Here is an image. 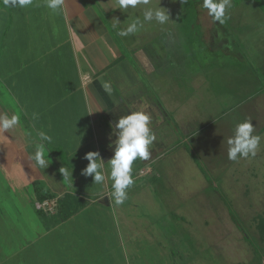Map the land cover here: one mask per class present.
Here are the masks:
<instances>
[{
    "label": "rangeland",
    "instance_id": "374dc122",
    "mask_svg": "<svg viewBox=\"0 0 264 264\" xmlns=\"http://www.w3.org/2000/svg\"><path fill=\"white\" fill-rule=\"evenodd\" d=\"M80 3L92 18L96 15L97 34L101 26L108 34L90 40L94 55L103 53L111 62L107 49L112 45L136 69L138 48L152 54L155 74L138 73L147 94L140 98L137 90L136 103L132 91L121 99L154 119L161 113L164 122L152 129L156 140L150 149L163 154L147 170L140 169L141 160L134 162L135 183L119 206L111 202L110 181L95 185L81 175L85 154L98 150L81 92H73L68 81L72 64H64L62 76L52 68L43 75L47 81L36 74L28 80L23 67L25 57L33 59L52 46L64 52L65 62L74 27L64 11L53 15L43 0H34L41 6L26 11L32 17L30 31L25 33L21 20L9 40L0 39V114L21 117L20 126L5 134L9 140L0 138V264H264L256 228L264 219V12L253 1L232 0L220 25L200 8L202 0H151L150 6L166 9L171 21L146 23L136 34L121 37L119 29L143 20L142 8L122 10L115 0ZM3 10L24 14V9ZM115 19L120 25L114 26ZM36 23L40 27L34 28ZM48 52L42 60L54 59ZM153 102L163 110L152 108ZM69 103L78 105L76 115ZM249 119L253 134L262 137L257 155L230 161L227 141L235 125ZM41 130L53 141L46 145L49 167L36 168L38 186L59 195L49 182L58 189L63 184L74 208L84 206L67 221H60L63 213L40 219L30 194L33 185L24 186L32 175L25 169L35 166L29 135ZM18 139L26 149L15 146ZM99 153L104 161L111 158ZM61 168L72 178L64 179ZM53 207L50 214L58 211Z\"/></svg>",
    "mask_w": 264,
    "mask_h": 264
},
{
    "label": "crops",
    "instance_id": "0c3cea01",
    "mask_svg": "<svg viewBox=\"0 0 264 264\" xmlns=\"http://www.w3.org/2000/svg\"><path fill=\"white\" fill-rule=\"evenodd\" d=\"M80 2L81 0H65L63 8L65 18L68 19L67 21H71L70 24L74 27V33L73 30L69 31V36L71 38L69 58L65 62L64 60L62 61L61 58H63L64 52L62 50L56 49L55 46H52L49 52L47 51L48 53L52 54V57L54 58L52 61L42 60L44 58L43 55L47 52L37 51L36 53H34L33 59H31V57H25L26 61L24 62L23 65L25 66L23 67L26 72L24 74L27 75L26 77L28 78V80H30L34 74L44 77L43 75H48L49 73H51L50 70H53L52 68H55L56 73L59 76H62V72L64 73V64H72V67L67 70L72 71L74 76L72 78L70 77L68 81H71V83L74 84V88H72L73 92H81V96L85 103L86 109L88 110V118L86 123L91 122V125L94 124L96 127H94V129L92 130L93 132L90 135L93 138V142H95L96 149L98 150V152L100 149V151H102V154L104 153V155L108 156L109 158L110 156H112L110 144L112 143V140L115 139V137H112L111 140L109 139L111 133V125L114 124L121 116L128 114L130 109H139L137 108V104L133 105L127 99H121V97H124L127 92L132 91L131 94L134 97L130 95V99L134 101L135 97H138L135 93L137 90H139L140 92L139 97H144L145 87L141 82L138 73H145L146 70L149 71L150 69V72L146 73L151 75L153 73L155 74V64L154 60L152 59L153 56L148 49L144 51L143 49L141 50L140 48H138V50L135 51L134 57L136 69L129 62L124 60V57L116 49L112 48V45H108L109 47L107 49L111 57V62H109L108 59L106 60L103 53L94 55L91 50L89 51L90 40L92 41L95 39L107 37L108 34L102 26L100 27V35L97 34L95 28L96 15L94 14L92 18L90 15V11H86V8L81 6L82 4ZM26 11L27 9H24V14L18 16L13 14V12L10 13L6 10H3L2 6H0V39L9 40V38L12 37L11 35L17 32V26L19 25L21 20H23L25 33H28L30 31V28L28 26L31 25V22H29V20L31 21L32 17L30 15H26ZM85 17H87V20H84ZM79 19L85 21L84 23H82V27H79L77 25ZM74 20L76 22H73ZM35 27H40L39 23H36L34 28ZM24 41L28 42V39L24 38ZM144 59H146L148 65L145 64ZM127 67L133 74H131V77L128 75L129 72L125 70V68ZM263 69L264 68L260 69V71L264 76ZM84 78H88V80L85 81ZM43 79L47 81V78L44 77ZM28 80L25 79L24 82H27ZM105 82L111 85V93H108L103 89L102 85ZM122 89L124 90V93L122 92ZM61 97L62 93H60L59 98ZM137 101L140 102L142 100L137 99ZM15 106H17V104H15ZM151 106L155 110H158V108L159 110L162 109L161 106L158 107L155 103H152ZM69 107H74V109H72L74 111H71L70 113L76 115V107H78V105H71V103H69ZM151 116L153 120L151 124L152 129L156 128L161 122H164L161 113H156L155 119L153 115ZM15 146L17 148L19 147L18 149H26L25 142L21 144V139L17 140ZM31 146L32 145L30 144L29 147L31 148ZM161 151L163 150L158 149L157 152H155L150 149L151 156L148 160L141 161L140 169L147 170L154 163H156V161L163 154V152ZM36 168V166H30L28 167V169H25L29 174L32 173V175L29 176V180H24V186L26 187V190L31 189V185H33V183L39 177V175H37ZM14 180L17 181L16 178ZM51 184L52 183L49 182V186L53 189V191L59 193V195L56 194L57 196L62 197V195L64 196L65 194H68L67 188H65L63 184L59 185V189L55 188ZM30 194L35 198L33 186Z\"/></svg>",
    "mask_w": 264,
    "mask_h": 264
},
{
    "label": "clouds",
    "instance_id": "9594fccd",
    "mask_svg": "<svg viewBox=\"0 0 264 264\" xmlns=\"http://www.w3.org/2000/svg\"><path fill=\"white\" fill-rule=\"evenodd\" d=\"M119 9L128 10L137 7L143 10V20L136 18L127 24L126 28L118 30V35L128 37L140 31L146 23L155 22L158 25L169 23L170 16L162 7H152L151 0H115ZM187 0H181L186 3ZM65 0H43V6L50 10L53 15L63 12ZM3 9H28L41 6L34 4V0H0ZM232 7V0H202L200 8L206 12L214 24L223 25L228 19V10ZM120 25L115 19L114 26ZM103 89L111 93V85L105 82ZM37 117L33 114V119ZM21 124V117L14 113L9 116L7 113L0 114V138L9 140L5 135L16 129ZM152 116L143 108L140 110H129L128 114L121 116L111 125L109 139L115 137L110 144L112 150L111 158L105 163L99 152H88L84 156L87 166L82 169L81 175L85 178L91 177L93 184L102 185L105 180L111 182V202L122 205L128 199V189L134 185L133 164L138 159L146 161L150 158V147L156 140V135L151 128ZM255 127L252 121L245 120L237 123L233 135L228 139L227 158L233 162L255 158L260 147L262 137L254 135ZM53 137L41 130L35 137L29 135V144L34 148L29 159L40 169L49 167L48 157L46 158V145L51 144ZM64 179L72 178V172L61 168Z\"/></svg>",
    "mask_w": 264,
    "mask_h": 264
},
{
    "label": "trees",
    "instance_id": "16d2710c",
    "mask_svg": "<svg viewBox=\"0 0 264 264\" xmlns=\"http://www.w3.org/2000/svg\"><path fill=\"white\" fill-rule=\"evenodd\" d=\"M249 1L255 2L260 7V9L264 12V0H249ZM160 105L161 104L159 103V106ZM33 187H34V194H35V203H43L45 201H55V207L58 210L56 213L50 214L48 212H45L44 210L37 209L34 204L33 208H34L35 214L38 215L40 219H42L43 221L50 217L52 218V217L60 216L61 213H63V216L60 219V221H63V220L67 221L73 215H75L80 209L81 210L84 209V206L80 209L74 208L75 200L70 197L69 193L65 194L63 197H59L56 194L51 193L48 189L38 186L37 181L33 183ZM232 219L234 220V222H236L235 217ZM60 221L57 220V222L55 223V226ZM45 223H47V221H45ZM256 228L259 234V240L264 243V219L260 220V222L256 225Z\"/></svg>",
    "mask_w": 264,
    "mask_h": 264
},
{
    "label": "built area",
    "instance_id": "2783aa9c",
    "mask_svg": "<svg viewBox=\"0 0 264 264\" xmlns=\"http://www.w3.org/2000/svg\"><path fill=\"white\" fill-rule=\"evenodd\" d=\"M36 208L39 210H44L45 212H50L53 210L54 201H45L43 203H36Z\"/></svg>",
    "mask_w": 264,
    "mask_h": 264
}]
</instances>
